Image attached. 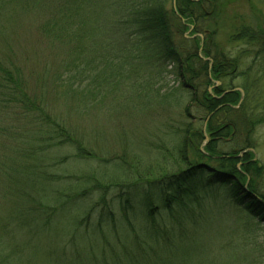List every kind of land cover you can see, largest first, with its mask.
Listing matches in <instances>:
<instances>
[{
  "label": "trees",
  "instance_id": "obj_1",
  "mask_svg": "<svg viewBox=\"0 0 264 264\" xmlns=\"http://www.w3.org/2000/svg\"><path fill=\"white\" fill-rule=\"evenodd\" d=\"M232 1L174 0L170 8L172 0H0V264H29L26 251L34 261L22 235L49 245L43 264H184L183 236L211 225L201 192L216 188L264 226V168L253 153L264 126V28L234 27L228 44L248 51L209 55L215 19ZM27 37L56 62L49 82L63 115L26 91L18 53ZM242 57L251 59L246 66ZM115 94L139 96L165 115L162 136L175 156L157 176L132 177L123 145L103 159L77 125ZM204 134L210 140L200 150ZM223 143L234 148L222 152ZM61 149L82 168L64 174L68 162L53 157Z\"/></svg>",
  "mask_w": 264,
  "mask_h": 264
},
{
  "label": "rangeland",
  "instance_id": "obj_2",
  "mask_svg": "<svg viewBox=\"0 0 264 264\" xmlns=\"http://www.w3.org/2000/svg\"><path fill=\"white\" fill-rule=\"evenodd\" d=\"M168 6L171 8L172 3ZM215 23L219 29L213 38V44L209 45L210 57L215 54L218 48L231 57H236L241 51H248V48L228 44V33L241 24L250 27L259 25L264 28V0H233L226 5L222 12L218 13ZM188 35L189 32L185 34V37L187 38ZM250 60L249 57H242L241 64L246 66ZM18 64L21 67V76L27 93L31 97L44 99L51 110L53 108L56 113L61 115L65 109L57 100V93L52 90V84L49 82L55 71L56 62L51 56L47 57L45 48L39 39L37 42L35 38L27 37L20 42ZM165 81L170 87L178 85L171 75L165 76ZM239 85V81L232 83L233 87ZM116 90L119 92L122 89L118 87ZM182 103L183 101L173 106L174 114L180 112ZM144 105L139 96L130 100L125 98L122 101L115 94L111 99H106L94 112L93 110L88 112V117L76 120L80 130L83 133L88 132L87 140L90 139L91 144L97 147L96 150L103 159L110 160L118 157L121 153L120 146L126 147L131 155H127L125 161L128 164L127 167H131L132 173H135L132 176L134 178L146 170L157 176L172 164L174 159L170 157L174 158L175 156L173 145L168 144L169 141L162 136L163 129L161 127H163L165 115L161 111L155 113L156 106L154 104H148L145 107ZM156 114L163 115V118L157 119ZM189 121L195 123L198 128H203V120L200 115H192ZM72 123H75L74 120ZM204 137H208L210 140L209 135L204 134ZM253 137L255 141L254 159L264 168V126L258 127ZM206 144L203 141L200 150ZM163 148L166 150L164 151ZM233 148L232 144L223 143L219 150L229 152ZM171 149L173 154L170 153ZM71 154V151L66 149L53 152L55 159H64L68 162L67 168L62 170L64 174H74L82 168L70 160ZM169 154L171 155L169 156ZM160 157L167 158L166 162H161ZM205 162L202 164H205L206 168L213 169L215 167L213 162ZM90 167L92 168V166ZM100 168L107 172L110 178L112 170L109 169V173L105 168ZM259 182L261 183L259 191L264 193V173ZM201 195L209 206L210 211L207 214H209L208 221H210L208 223L211 225H207L206 229L203 228L199 231L191 230L183 236L182 253L177 254L178 258L184 264H264V226L257 224L256 220L249 218L246 213L236 210L232 202L218 188L201 192ZM21 237L20 245L32 244L33 253H35L34 261H32L31 252H24L25 257L22 259L24 263L27 253L29 264H43V260L47 262L44 252L47 251L49 245L45 243L44 239L40 240L38 236V242H31L25 238V235ZM228 245H231L233 249L228 248ZM235 245L238 247L234 249ZM35 248L38 252L35 251Z\"/></svg>",
  "mask_w": 264,
  "mask_h": 264
},
{
  "label": "water",
  "instance_id": "obj_3",
  "mask_svg": "<svg viewBox=\"0 0 264 264\" xmlns=\"http://www.w3.org/2000/svg\"><path fill=\"white\" fill-rule=\"evenodd\" d=\"M172 7L174 8V0H172ZM190 32V31H188ZM196 37V35L192 36V39H194ZM199 38L201 39V37L199 36ZM201 52V48L199 49V54ZM204 61H208V59H204ZM219 85L218 82H215V87H217ZM209 92L211 91V89L208 90ZM239 92H241L240 90H238ZM243 100V94L241 92V98H240V101H239V104L242 102ZM204 141H205V144L209 141L208 137H204ZM240 157V156H239Z\"/></svg>",
  "mask_w": 264,
  "mask_h": 264
},
{
  "label": "bare ground",
  "instance_id": "obj_4",
  "mask_svg": "<svg viewBox=\"0 0 264 264\" xmlns=\"http://www.w3.org/2000/svg\"><path fill=\"white\" fill-rule=\"evenodd\" d=\"M191 39H192V37H191ZM218 86H219V85H218ZM212 88H215V85H214L213 87H210L209 89L212 90ZM209 89H208V90H209ZM227 92H229V91L224 92V93H223V96H224L225 94H227ZM208 119H209V117L207 118V120H208Z\"/></svg>",
  "mask_w": 264,
  "mask_h": 264
}]
</instances>
